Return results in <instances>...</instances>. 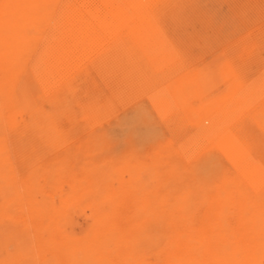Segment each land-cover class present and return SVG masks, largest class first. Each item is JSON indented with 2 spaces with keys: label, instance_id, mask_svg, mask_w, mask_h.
Returning a JSON list of instances; mask_svg holds the SVG:
<instances>
[{
  "label": "rangeland",
  "instance_id": "obj_1",
  "mask_svg": "<svg viewBox=\"0 0 264 264\" xmlns=\"http://www.w3.org/2000/svg\"><path fill=\"white\" fill-rule=\"evenodd\" d=\"M0 264H264V0H0Z\"/></svg>",
  "mask_w": 264,
  "mask_h": 264
}]
</instances>
